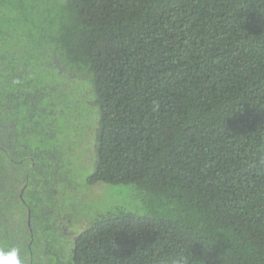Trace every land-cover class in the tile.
<instances>
[{"label": "trees", "instance_id": "obj_1", "mask_svg": "<svg viewBox=\"0 0 264 264\" xmlns=\"http://www.w3.org/2000/svg\"><path fill=\"white\" fill-rule=\"evenodd\" d=\"M81 148L89 185L141 204L70 233ZM12 247L24 264H264V0H0Z\"/></svg>", "mask_w": 264, "mask_h": 264}, {"label": "rangeland", "instance_id": "obj_2", "mask_svg": "<svg viewBox=\"0 0 264 264\" xmlns=\"http://www.w3.org/2000/svg\"><path fill=\"white\" fill-rule=\"evenodd\" d=\"M84 149H79L76 170L68 176V179L62 180L64 185L60 187V191L63 190L60 195L63 206L60 208L58 220L70 233H77L81 228L83 230L86 228L80 220L81 217L85 219L87 225H91L100 215L110 211L108 208L111 204L125 203L134 209L139 208L141 204L140 196H136L137 192L130 187L122 185L108 188L104 184L89 185L86 180L89 169L84 158L86 157ZM98 189L104 193L101 194L102 192Z\"/></svg>", "mask_w": 264, "mask_h": 264}, {"label": "clouds", "instance_id": "obj_3", "mask_svg": "<svg viewBox=\"0 0 264 264\" xmlns=\"http://www.w3.org/2000/svg\"><path fill=\"white\" fill-rule=\"evenodd\" d=\"M20 249L18 247L6 248L0 250V264H24L20 258ZM169 264H191V256L178 255L172 257Z\"/></svg>", "mask_w": 264, "mask_h": 264}]
</instances>
